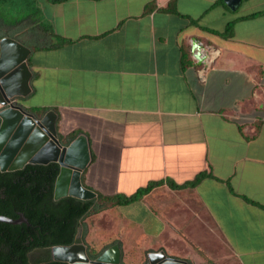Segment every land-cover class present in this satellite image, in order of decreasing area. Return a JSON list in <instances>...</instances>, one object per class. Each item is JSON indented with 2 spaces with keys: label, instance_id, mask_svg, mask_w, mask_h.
I'll list each match as a JSON object with an SVG mask.
<instances>
[{
  "label": "crops",
  "instance_id": "0c3cea01",
  "mask_svg": "<svg viewBox=\"0 0 264 264\" xmlns=\"http://www.w3.org/2000/svg\"><path fill=\"white\" fill-rule=\"evenodd\" d=\"M45 2L44 24L69 42L30 56L20 102L54 112L59 140L84 136V186L128 196L165 182L116 208L163 238L147 255L264 264V0Z\"/></svg>",
  "mask_w": 264,
  "mask_h": 264
},
{
  "label": "trees",
  "instance_id": "16d2710c",
  "mask_svg": "<svg viewBox=\"0 0 264 264\" xmlns=\"http://www.w3.org/2000/svg\"><path fill=\"white\" fill-rule=\"evenodd\" d=\"M11 1L0 0V42L5 38L13 39L28 48L31 52L30 56L39 50L59 48L69 42L53 33V30L42 20H38L40 18L38 8L37 12L25 13L19 18L6 14V9L12 5ZM46 1L58 4L68 0ZM32 2L34 1L26 0L27 5ZM258 14L260 13L252 16ZM219 35L230 38L233 35V25H228L225 32ZM52 37L56 41H53ZM21 99L23 100V98L18 100ZM38 111L43 115L47 113L46 109H38ZM1 123L0 118V126ZM78 135L74 133L66 138H60V141L63 140V143L68 144L70 141L67 142V139L74 141L79 137ZM60 170V165L55 162L47 165L28 164L16 171L2 172L0 169V216L18 220L23 215L29 223V225L26 223L12 225L0 222V264H68L53 261L51 256L49 259L46 257L33 259V255L43 251L49 254L57 246L70 247L84 244L82 237L79 238V233L82 230V236H86L87 229L82 227L86 218L139 202L155 187L165 183L163 181L149 183L127 196L103 195L87 188L82 181L85 188L96 194L95 198L82 200L66 196L56 199L55 187ZM205 177V174H200L194 180L182 185H177L171 180L167 183L172 189L194 188ZM87 251L88 257L96 258L102 255V251L93 252L89 246Z\"/></svg>",
  "mask_w": 264,
  "mask_h": 264
},
{
  "label": "water",
  "instance_id": "95a60500",
  "mask_svg": "<svg viewBox=\"0 0 264 264\" xmlns=\"http://www.w3.org/2000/svg\"><path fill=\"white\" fill-rule=\"evenodd\" d=\"M10 47L5 49V45ZM198 47V46H197ZM0 111L2 123L0 126V169L2 172L23 169L28 164L47 165L55 162L60 165V175L56 182L55 198L61 199L72 196L82 200H90L96 194L85 188L82 184V172L90 162L88 144L84 136L73 141L69 146H64L59 140L56 129V114L48 112L41 119L27 112L22 106L15 105L19 98L26 97L30 92V79L32 73L28 65L30 50L17 41L5 38L0 42ZM204 50V49H203ZM202 50V51H203ZM203 54H206L204 52ZM205 63L208 58L204 55ZM19 102V101H18ZM20 103V102H19ZM28 126V131L23 132V127ZM9 133L5 137V130ZM35 146L31 148V142ZM29 151V152H28ZM27 154L26 158L21 156ZM78 154V157H75ZM39 156L43 158H38ZM0 222L19 225L28 221L23 215L18 220L0 216ZM57 246L53 250L65 251L73 247ZM117 244L112 249L102 254L95 262H90L85 252V259L78 260L70 257L55 256L56 261L69 264H121V250ZM115 250L114 260H108L106 255ZM66 254V253H65ZM148 264H188L185 261L170 258L165 252H152L148 254Z\"/></svg>",
  "mask_w": 264,
  "mask_h": 264
},
{
  "label": "rangeland",
  "instance_id": "374dc122",
  "mask_svg": "<svg viewBox=\"0 0 264 264\" xmlns=\"http://www.w3.org/2000/svg\"><path fill=\"white\" fill-rule=\"evenodd\" d=\"M27 5L26 0H12V5L6 9V14L19 18L21 15L33 14L40 9V18L45 16V0H33ZM36 17V16H35ZM33 99V100H32ZM31 102L36 103L34 98ZM1 108V106H0ZM141 222L133 221L123 211L112 209L99 215H92L85 219L82 227L87 229L86 236H82L85 246L93 252H99L115 244L119 245L123 264H146L148 261L147 246L159 247L163 238L150 237L144 231ZM164 242V241H163ZM33 259H36L35 257Z\"/></svg>",
  "mask_w": 264,
  "mask_h": 264
},
{
  "label": "bare ground",
  "instance_id": "6f19581e",
  "mask_svg": "<svg viewBox=\"0 0 264 264\" xmlns=\"http://www.w3.org/2000/svg\"><path fill=\"white\" fill-rule=\"evenodd\" d=\"M10 47H8V43L7 45H5V49L8 50ZM10 131V130H9ZM8 129L5 130L4 136L6 137L9 133ZM28 131V126L23 127V132L26 133ZM31 148H33L35 146V141L31 142ZM29 152V151H28ZM27 154L25 153L23 156H21V159L26 158ZM75 157H78V154H75ZM38 158H43L41 156H39ZM66 253V254H65ZM56 255L59 256L60 258L62 257H70V258H76L78 260H82L85 259V252L84 249L82 247L76 246L73 247L71 249H68L65 251L62 250H57L56 251ZM116 255V251L115 250H111L107 255L106 258L108 260H114V256Z\"/></svg>",
  "mask_w": 264,
  "mask_h": 264
},
{
  "label": "flooded vegetation",
  "instance_id": "af4514ba",
  "mask_svg": "<svg viewBox=\"0 0 264 264\" xmlns=\"http://www.w3.org/2000/svg\"><path fill=\"white\" fill-rule=\"evenodd\" d=\"M19 101V100H18ZM18 101H16V103H15V105H18V106H21V102L19 103ZM3 110V108H1V111ZM82 233H83V231L81 230L80 231V233H79V238H81L82 237ZM78 245H84V244H78ZM116 245V244H115ZM114 245V246H115ZM114 246H110V247H108L107 249H104V250H102V254H104L106 251H108V250H110V249H112ZM84 247H85V252H86V255L88 256V251H87V246H85L84 245ZM55 248V247H54ZM53 248V249H54ZM52 249V251H51V253H49L48 254V252H38V253H35L34 255H33V257H35L36 259H38V258H41V257H46L47 259H49V257L51 256V259L53 260V261H56L55 260V256H56V254H55V252H54V250ZM100 257V256H99ZM99 257H96V258H93V257H88L89 258V260H90V262H95ZM148 261V260H147ZM56 262H60V261H56ZM63 263H67V262H63ZM69 264V263H68ZM121 264H123V260L121 259ZM146 264H148V262L146 263Z\"/></svg>",
  "mask_w": 264,
  "mask_h": 264
}]
</instances>
